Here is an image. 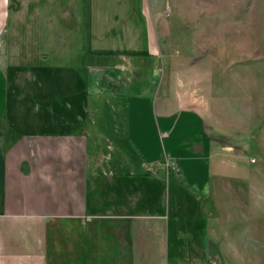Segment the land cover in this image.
<instances>
[{
    "label": "crops",
    "instance_id": "1",
    "mask_svg": "<svg viewBox=\"0 0 264 264\" xmlns=\"http://www.w3.org/2000/svg\"><path fill=\"white\" fill-rule=\"evenodd\" d=\"M167 2L0 0V264H221L171 230L216 142L163 95Z\"/></svg>",
    "mask_w": 264,
    "mask_h": 264
},
{
    "label": "rangeland",
    "instance_id": "2",
    "mask_svg": "<svg viewBox=\"0 0 264 264\" xmlns=\"http://www.w3.org/2000/svg\"><path fill=\"white\" fill-rule=\"evenodd\" d=\"M166 17L158 31L163 95L200 113L216 142L205 193L211 218H193L196 203L174 205L171 230L187 241L190 225L191 247L206 246L205 260L216 245L221 264H264V0H168ZM171 177L164 196L176 201Z\"/></svg>",
    "mask_w": 264,
    "mask_h": 264
},
{
    "label": "built area",
    "instance_id": "3",
    "mask_svg": "<svg viewBox=\"0 0 264 264\" xmlns=\"http://www.w3.org/2000/svg\"><path fill=\"white\" fill-rule=\"evenodd\" d=\"M166 165H167V167L175 168V162L173 160H167Z\"/></svg>",
    "mask_w": 264,
    "mask_h": 264
}]
</instances>
